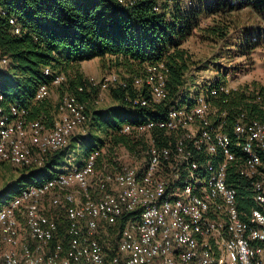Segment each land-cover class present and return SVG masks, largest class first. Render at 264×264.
I'll list each match as a JSON object with an SVG mask.
<instances>
[{"label":"built area","instance_id":"built-area-1","mask_svg":"<svg viewBox=\"0 0 264 264\" xmlns=\"http://www.w3.org/2000/svg\"><path fill=\"white\" fill-rule=\"evenodd\" d=\"M140 1L116 0L123 8ZM162 1L154 0V12ZM8 27L20 34L15 19L8 18ZM8 63L0 49V70ZM44 75L51 76L49 69ZM52 77L34 101L66 82L64 74ZM224 79L184 84L162 112L167 72L163 64L147 66L125 98L144 119L118 132L136 142L135 150L120 148L106 162L105 148H96L2 204L0 264H264V122L226 107L239 90L248 104L264 102V80L232 87ZM87 81L99 90L127 86L116 74ZM89 122L86 105L73 94L62 97L51 127L28 121L25 110L0 94V163L42 168ZM109 231L118 242L107 259Z\"/></svg>","mask_w":264,"mask_h":264},{"label":"trees","instance_id":"trees-1","mask_svg":"<svg viewBox=\"0 0 264 264\" xmlns=\"http://www.w3.org/2000/svg\"><path fill=\"white\" fill-rule=\"evenodd\" d=\"M154 4V0H142L133 7L123 8L116 0H0V49L9 60L8 67L0 70V94L4 103L16 104L27 112L28 121L40 120L48 127L52 126L65 94L75 95L88 112L87 105L93 97H98L99 88L89 86L80 64L94 59L104 64L108 60L122 72L118 75L127 84L125 88L110 87V97L130 111L112 118L100 112H94L91 118L87 113L89 125L102 138L85 142L86 136L75 137L69 148L72 143H83L84 158L96 148H105L102 159L106 162L117 156L120 148L132 153L136 142L118 132L123 125L144 119L143 110H133L125 101L134 94L133 79L142 76L147 66L163 64L169 90L164 105L160 106L163 112L171 107L177 91L186 84L191 62L184 43L196 31L207 40H222L228 33L227 26L218 23L202 27V18L216 19L249 9L264 19V0H193L189 6L172 0L161 3L159 13L153 11ZM8 18L15 19L20 26L19 35L10 33ZM254 37L257 34L245 37L241 43L245 45L240 50L242 54L257 44ZM46 68L51 76L44 75ZM59 74L66 77V82L55 88L59 102L52 104L48 98L34 101L38 87L49 86L52 76ZM225 77L216 85L225 81ZM227 99L226 107L245 109L264 122V102L248 104L240 90L230 93ZM69 148L50 154L42 168L25 169L13 186L0 192V206L20 190L40 186L61 173ZM58 222L60 237L65 238L66 222L62 217ZM116 233L109 231L112 241L109 239L108 248L105 247L107 259L117 253Z\"/></svg>","mask_w":264,"mask_h":264},{"label":"rangeland","instance_id":"rangeland-1","mask_svg":"<svg viewBox=\"0 0 264 264\" xmlns=\"http://www.w3.org/2000/svg\"><path fill=\"white\" fill-rule=\"evenodd\" d=\"M168 1L172 2V0H163L162 3H167ZM179 1L186 6H189L193 2V0ZM213 18H202L201 26H213L216 23L226 25L228 33L222 40H207L201 37V34L196 31L184 43L183 47L190 55L191 62L186 77V85L214 83L224 76H228V82L232 87L237 86V84L243 86L245 82L263 81L264 19L249 9L234 12L226 16L221 15L220 18ZM213 20H215V23H213ZM250 33L255 34V36L257 34L258 37L260 36V39L254 37L255 40L257 38V44L250 51L242 54L240 50L245 45H241V43L245 42V37L249 38ZM81 71L86 78H93L95 81H100L109 74L120 75L122 73L120 70L113 68L108 60L104 64H101L98 59L84 62ZM240 78H242L241 81H239ZM110 90L111 88L99 90L98 97H93L89 101L87 113L91 115V118L94 112H100L105 117L112 118L126 110L130 111L126 105H121L110 97ZM58 96V90L53 88L50 91L48 99L52 104H57L59 102ZM89 124L86 130L81 128L78 134L74 136H86L87 140L85 142L94 141L95 137L102 138V134ZM82 146L83 143H72L68 151L65 167H73L82 162L84 159L81 150ZM117 153L118 156L121 154L120 152ZM122 161H125V159H122ZM25 171V169L15 168L8 163H0V192L13 186L17 178ZM110 240L112 241L111 238ZM108 242L105 244L107 248L109 245Z\"/></svg>","mask_w":264,"mask_h":264},{"label":"crops","instance_id":"crops-1","mask_svg":"<svg viewBox=\"0 0 264 264\" xmlns=\"http://www.w3.org/2000/svg\"><path fill=\"white\" fill-rule=\"evenodd\" d=\"M84 63V62H83ZM83 63H81L80 65H81V67H82V69H83Z\"/></svg>","mask_w":264,"mask_h":264}]
</instances>
